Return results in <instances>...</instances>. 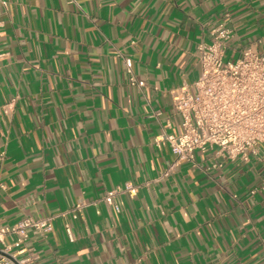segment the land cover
Instances as JSON below:
<instances>
[{"label":"crops","instance_id":"obj_1","mask_svg":"<svg viewBox=\"0 0 264 264\" xmlns=\"http://www.w3.org/2000/svg\"><path fill=\"white\" fill-rule=\"evenodd\" d=\"M224 22L225 58L264 42V0H0V225L89 203L29 233L22 264H264L260 167L173 160L168 89L199 74L197 46ZM130 57L142 90L128 84ZM198 159L203 157L197 153ZM119 194L117 209L101 196ZM236 195V198L233 197Z\"/></svg>","mask_w":264,"mask_h":264},{"label":"built area","instance_id":"obj_2","mask_svg":"<svg viewBox=\"0 0 264 264\" xmlns=\"http://www.w3.org/2000/svg\"><path fill=\"white\" fill-rule=\"evenodd\" d=\"M232 29L224 22L211 33L209 43L197 46L200 67L197 78L168 89L175 112L180 117L177 133H162L155 141L168 142L173 160L167 163L158 179L175 171L182 162L212 171L226 162L259 165L260 179L249 195L264 192V42L259 50L244 48L232 61L225 58V44ZM127 82L142 90L143 80L134 72L130 57L122 56ZM197 153L203 157L198 159ZM4 185L0 183V189ZM137 185L127 183L112 188L102 196L107 205L117 209L119 194L134 195ZM236 198V195L233 194ZM89 203L78 197L66 211L44 217L25 216L12 224L0 225V264H22L10 257L12 248L20 247L29 233L46 235L53 230L55 218H64L69 241L75 236L68 218L75 219Z\"/></svg>","mask_w":264,"mask_h":264},{"label":"rangeland","instance_id":"obj_3","mask_svg":"<svg viewBox=\"0 0 264 264\" xmlns=\"http://www.w3.org/2000/svg\"><path fill=\"white\" fill-rule=\"evenodd\" d=\"M231 60L233 61V60H234V58H231Z\"/></svg>","mask_w":264,"mask_h":264}]
</instances>
